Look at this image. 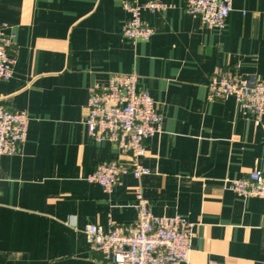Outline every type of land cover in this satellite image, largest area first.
<instances>
[{"label": "crops", "instance_id": "1", "mask_svg": "<svg viewBox=\"0 0 264 264\" xmlns=\"http://www.w3.org/2000/svg\"><path fill=\"white\" fill-rule=\"evenodd\" d=\"M123 0H0V22L15 32L13 76L0 105L27 110V140L0 158V264H102L85 228L138 218L141 188L154 214L184 216L192 249L182 264H264V197H245L228 179L264 171V114L230 96L211 98L218 70L264 80V0H234L224 29L204 25L185 0L144 10L148 41L122 34ZM144 3L148 0H136ZM116 72L138 74L163 115L138 162L112 192L86 178L98 164L131 154L91 138L90 89Z\"/></svg>", "mask_w": 264, "mask_h": 264}, {"label": "built area", "instance_id": "2", "mask_svg": "<svg viewBox=\"0 0 264 264\" xmlns=\"http://www.w3.org/2000/svg\"><path fill=\"white\" fill-rule=\"evenodd\" d=\"M234 0H185L188 13L200 18L209 27L224 29L233 10ZM129 14L122 34L131 40L148 41L155 28L142 17L144 10L155 12L166 8L162 0H123ZM16 34L7 22H0V80L13 76ZM211 98L230 96L251 111L259 122L264 114V80L243 77L230 70L216 71L209 84ZM30 115L27 110H13L0 105V158L15 154L27 140ZM94 140L110 141L121 151L131 154L135 165L124 170L117 160L102 162L87 176L106 192H112L124 173L135 177L151 170L138 159L146 153V141L162 131L163 115L147 90L138 88V74L116 72L105 85L90 89L88 113L84 122ZM229 188L245 196L264 197V171L253 169L241 178L227 180ZM138 218L130 224L111 222L107 230L98 224L85 228L92 249L102 255V264H182L192 249L193 231L190 222L181 215L159 216L153 213L151 201L141 188L135 192Z\"/></svg>", "mask_w": 264, "mask_h": 264}]
</instances>
